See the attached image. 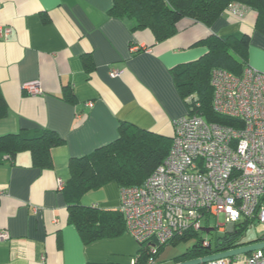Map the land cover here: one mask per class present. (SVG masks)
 Masks as SVG:
<instances>
[{"label":"crops","instance_id":"obj_1","mask_svg":"<svg viewBox=\"0 0 264 264\" xmlns=\"http://www.w3.org/2000/svg\"><path fill=\"white\" fill-rule=\"evenodd\" d=\"M112 5L0 0V90L9 107L0 135L47 128L64 139L52 148V168L36 167L29 150L0 163V231L8 235L0 239V264L133 263L140 243L128 231L86 244L68 222L59 181L70 177V159L117 139L122 124L172 137L174 120L189 112L173 69L202 57L208 47L196 43L211 33L250 34L248 63L264 71V34L250 7L242 15L226 10L211 27L183 18L159 42L150 29L132 31L130 20L112 16ZM33 80L39 94L23 89ZM120 200L116 181L82 197L103 208Z\"/></svg>","mask_w":264,"mask_h":264},{"label":"trees","instance_id":"obj_2","mask_svg":"<svg viewBox=\"0 0 264 264\" xmlns=\"http://www.w3.org/2000/svg\"><path fill=\"white\" fill-rule=\"evenodd\" d=\"M230 3H240L256 12L255 28L264 34V0H113L110 14L131 21V30L150 29L156 41L174 36L183 18H190L211 27L224 14ZM250 34L235 32L225 35L209 34L196 44H205L207 52L200 58L174 67V78L188 107L187 98L198 102L197 111L208 121L234 124L228 116L213 108L212 72L215 68L242 74L248 63ZM89 67V66H88ZM68 99H71L68 97ZM9 115V107L0 90V118ZM64 139L55 131L40 128L35 131L0 135V163L13 160L23 150L32 154L33 164L40 168H52V148ZM172 143V137L141 129L134 124H122L120 136L114 141L96 148L69 162L70 177L62 188L68 208V222L78 229L84 243L103 238H113L127 231L126 221L118 208L86 205L82 197L98 190L111 181L120 187L142 184L164 161ZM250 221L239 222L233 232L218 233L207 216L201 228L175 235L169 242L159 245L154 255H159L166 245L195 238V243L185 252L173 257L174 262L202 257L221 250L233 249L253 240L244 239ZM209 239L208 245L204 244ZM147 242L140 248L133 263L87 262L86 264H152Z\"/></svg>","mask_w":264,"mask_h":264},{"label":"built area","instance_id":"obj_3","mask_svg":"<svg viewBox=\"0 0 264 264\" xmlns=\"http://www.w3.org/2000/svg\"><path fill=\"white\" fill-rule=\"evenodd\" d=\"M228 9L245 11L240 3ZM212 86L214 110L234 124L208 121L197 111L196 99L188 97L189 112L174 120L164 161L142 184L121 187L118 209L127 231L139 243L147 242L152 264H159L154 257L159 245L201 228L207 216L217 217L218 231L233 232L245 220L249 228L255 222L264 225V71L249 64L240 75L215 68ZM23 89L42 92L39 80L25 82ZM7 237L0 231V239ZM258 240H264V232L253 241ZM206 264H264V249Z\"/></svg>","mask_w":264,"mask_h":264},{"label":"rangeland","instance_id":"obj_4","mask_svg":"<svg viewBox=\"0 0 264 264\" xmlns=\"http://www.w3.org/2000/svg\"><path fill=\"white\" fill-rule=\"evenodd\" d=\"M212 223L214 226H216L218 233L227 232V230L218 231L220 225H218L217 217L214 216L212 217ZM263 232H264V225L259 222H255L249 228L244 239L246 241L257 240L259 237L262 236ZM195 241H196L195 238H190L189 240H182L176 245L175 244L166 245L162 253L159 255V261L161 260L162 263L170 261L171 258H173L174 256L185 252L189 247H191L195 243Z\"/></svg>","mask_w":264,"mask_h":264},{"label":"water","instance_id":"obj_5","mask_svg":"<svg viewBox=\"0 0 264 264\" xmlns=\"http://www.w3.org/2000/svg\"><path fill=\"white\" fill-rule=\"evenodd\" d=\"M258 249H264V240L251 241L233 249H228L224 251L222 250L217 253L208 254L202 257H197L189 260L174 262L172 264H206L207 262L217 260L223 257H234L241 254H247L251 251Z\"/></svg>","mask_w":264,"mask_h":264},{"label":"flooded vegetation","instance_id":"obj_6","mask_svg":"<svg viewBox=\"0 0 264 264\" xmlns=\"http://www.w3.org/2000/svg\"><path fill=\"white\" fill-rule=\"evenodd\" d=\"M222 251V250H221Z\"/></svg>","mask_w":264,"mask_h":264}]
</instances>
